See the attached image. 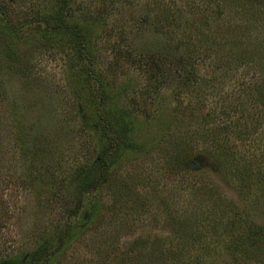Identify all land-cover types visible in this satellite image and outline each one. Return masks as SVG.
<instances>
[{"label":"rangeland","instance_id":"rangeland-1","mask_svg":"<svg viewBox=\"0 0 264 264\" xmlns=\"http://www.w3.org/2000/svg\"><path fill=\"white\" fill-rule=\"evenodd\" d=\"M63 3L90 60L37 22L54 0H0V258L61 233L52 264H264V242L239 251L264 226V0ZM112 111L139 147L79 196L101 146L85 118Z\"/></svg>","mask_w":264,"mask_h":264},{"label":"trees","instance_id":"trees-1","mask_svg":"<svg viewBox=\"0 0 264 264\" xmlns=\"http://www.w3.org/2000/svg\"><path fill=\"white\" fill-rule=\"evenodd\" d=\"M63 2L64 0H54V4L52 5L54 8V18L56 20L54 23H49V19H46L47 15L45 14L40 16L37 22L42 23L41 19H44L43 22H45L44 24L50 33L55 34L54 32L57 31V34L60 33L64 36H68L72 43L75 42L73 45L77 56L79 55L82 59L90 60V54L87 55V58L86 56H83L84 51H86V54L92 53L86 33L88 25L85 24V20L83 19L81 20L82 24H79L78 22H73L72 25L66 24L62 19L64 7ZM263 11L264 10H261L259 6H257V8L254 9L253 16L263 13ZM49 17H51V14ZM5 28L6 32L10 31V33L16 35L14 28L9 24L6 25ZM5 30H3V33ZM7 34L9 35V32H7ZM257 91L259 97L264 100L263 85L257 88ZM262 103L264 104V101ZM86 119L89 121V124H87L88 121H86V124L92 127L101 136V146L99 147V155L95 158V162L90 164L89 167L77 172V177L75 178L77 180L79 196L96 191L103 185L108 170L114 165V160L120 156L124 149L139 147V143H137V141L135 142L131 136L132 128L130 126L132 119L130 120L129 115H118V112L112 111V113H107V117L105 118L97 117L94 122L90 121L88 117H86L85 120ZM132 124L134 126V123ZM174 146L175 154H173V159L179 162L183 160L182 158L188 153L186 150L189 151V144L187 141H177L174 142ZM220 155L226 163L233 164L237 170L239 167L238 172L241 176V181H243L242 183H245L248 178V173L251 172L249 165L238 166L233 153H229L225 150H223ZM79 209L80 207L78 210ZM263 242L264 226L252 227L251 231L246 234L243 240H240L239 244L241 247L239 248V251L249 254L248 246L250 247V245L253 244L258 246ZM64 244L65 242L61 233H59L55 240L51 237H45L38 241L35 247L26 254H17L0 258V264H52L55 254L65 246Z\"/></svg>","mask_w":264,"mask_h":264}]
</instances>
